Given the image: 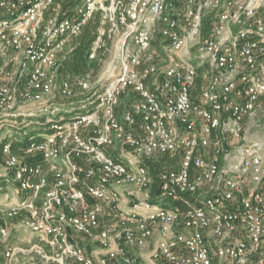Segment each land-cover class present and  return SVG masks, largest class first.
<instances>
[{
	"label": "built area",
	"instance_id": "1",
	"mask_svg": "<svg viewBox=\"0 0 264 264\" xmlns=\"http://www.w3.org/2000/svg\"><path fill=\"white\" fill-rule=\"evenodd\" d=\"M3 127L0 264H264V0H0Z\"/></svg>",
	"mask_w": 264,
	"mask_h": 264
},
{
	"label": "trees",
	"instance_id": "2",
	"mask_svg": "<svg viewBox=\"0 0 264 264\" xmlns=\"http://www.w3.org/2000/svg\"><path fill=\"white\" fill-rule=\"evenodd\" d=\"M72 1V0H67ZM212 15L206 16L203 19L202 24V35L205 36L209 29L210 23L212 22ZM99 27V16L95 15L94 18L86 25L83 31L72 41V50L69 52L67 57L62 61L59 68V77H75V76H85L90 74L95 76L100 71L102 66V61L105 59L103 51L96 53L95 59L90 60L89 54L90 49L97 37V29ZM201 72V69H198ZM199 81V79H198ZM48 130V125H35L29 128L28 135L32 136L35 133H44ZM27 138V137H26ZM23 139L19 142L15 141L12 144L13 153L17 156H22L21 149L25 147V142L27 139ZM178 162V157L170 158L167 155H162L156 158L154 161H147L146 166L152 177V198L155 197L158 191V174L162 169L165 168H175ZM153 200V199H152ZM178 203H174V205Z\"/></svg>",
	"mask_w": 264,
	"mask_h": 264
},
{
	"label": "rangeland",
	"instance_id": "3",
	"mask_svg": "<svg viewBox=\"0 0 264 264\" xmlns=\"http://www.w3.org/2000/svg\"><path fill=\"white\" fill-rule=\"evenodd\" d=\"M160 41V40H159ZM161 42V41H160ZM113 53V50L110 47V42L105 41V45H104V55L105 57L107 56H111ZM110 54V55H109ZM99 73V72H98ZM92 78L96 77V76H92L90 75ZM59 101V100H57ZM29 130V129H27ZM12 128L9 127H3L2 129H0V142L4 140V138L8 135V133H11ZM1 169V166H0ZM11 242L17 246V247H21V248H27L28 247V242H37L36 237H34L26 228H24L23 226L21 227H16L13 228L11 230ZM90 245V246H89ZM88 245V249L92 250H96L97 247L95 246L96 244H90Z\"/></svg>",
	"mask_w": 264,
	"mask_h": 264
},
{
	"label": "crops",
	"instance_id": "4",
	"mask_svg": "<svg viewBox=\"0 0 264 264\" xmlns=\"http://www.w3.org/2000/svg\"><path fill=\"white\" fill-rule=\"evenodd\" d=\"M15 199H16V197L13 198V200H15ZM13 200H12V201H13ZM2 202H3V205H1V206H5L4 201H2Z\"/></svg>",
	"mask_w": 264,
	"mask_h": 264
}]
</instances>
